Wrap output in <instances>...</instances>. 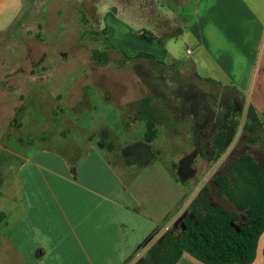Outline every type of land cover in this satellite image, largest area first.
Returning a JSON list of instances; mask_svg holds the SVG:
<instances>
[{"label": "rangeland", "instance_id": "374dc122", "mask_svg": "<svg viewBox=\"0 0 264 264\" xmlns=\"http://www.w3.org/2000/svg\"><path fill=\"white\" fill-rule=\"evenodd\" d=\"M99 30L93 2L24 0L19 19L0 35V76L6 64L24 68L6 70L14 73L12 83L19 95L0 102L5 110L20 107L18 117L10 113L3 118L0 109V195L3 190L11 193L6 210L13 206L10 198L23 209L17 214L21 219L13 211L6 227L7 239L24 262L9 245L4 248L0 238V256L5 254L0 264H32L36 249L45 246L25 208L17 177L18 165L38 152L64 158L77 168L80 182L119 200L123 182L117 171L115 178L105 167L107 153L98 141L115 144L111 150L119 153V163L135 176L132 190L143 184V190L138 189L142 216L132 222L145 229L152 225L144 219L145 208L159 222L165 214L164 237L183 230L191 202L205 187L211 204L234 208L215 185L231 163L250 156L264 170V126L257 143L244 131L251 105L247 96L199 79L187 61L172 65L127 61L105 37L94 34ZM94 50L108 52L110 61L96 63ZM136 148H141L139 157ZM249 222L241 214L239 225ZM3 227L0 223L1 235ZM161 238L162 232L136 263Z\"/></svg>", "mask_w": 264, "mask_h": 264}, {"label": "crops", "instance_id": "0c3cea01", "mask_svg": "<svg viewBox=\"0 0 264 264\" xmlns=\"http://www.w3.org/2000/svg\"><path fill=\"white\" fill-rule=\"evenodd\" d=\"M86 1L96 6L99 29L110 30L107 40L114 51L131 58L144 53L154 59H141L164 65L187 61L196 76L212 79L247 96L264 126V0ZM23 7L24 0H0V35L19 19ZM142 34L152 40L141 38ZM7 66L0 76V102L19 95L12 83L14 73L6 70L24 68ZM18 108L14 106L9 111L0 106L4 109L1 117L10 113L18 117ZM96 141L88 142L89 146ZM98 146L107 153V170L115 178L117 171L123 182L119 200L107 191L80 182L77 168L62 157L51 158L38 152L18 165L25 208L45 241V246L36 249L32 264H138L137 258L150 241L160 232L162 238L158 243L164 239L165 214L159 222L158 216H150L149 208L145 213V208L144 219L153 226L145 229L132 222L142 216L138 189L143 184L132 190L135 176L127 174L129 169L119 163V153L111 150L115 144L111 146L104 140L98 141ZM139 149L136 148V157L141 156ZM67 187L73 191L65 190ZM9 194L5 195L3 190L0 195V213L5 215L4 221H0L4 226L0 238L4 248L9 245L23 263L20 251L7 239L8 219L13 211H17V216L22 209L16 208L14 198H10L13 206L4 208ZM21 217L19 214L16 218ZM263 251L264 232L252 264H264ZM1 258L5 259L4 252L0 261ZM177 264L204 263L185 252Z\"/></svg>", "mask_w": 264, "mask_h": 264}, {"label": "trees", "instance_id": "16d2710c", "mask_svg": "<svg viewBox=\"0 0 264 264\" xmlns=\"http://www.w3.org/2000/svg\"><path fill=\"white\" fill-rule=\"evenodd\" d=\"M94 34L105 37L108 42L110 30H99ZM140 37L152 40L145 34ZM121 54L127 61L147 57L154 59L144 53L134 58ZM92 58L101 65L110 61L105 51L94 50ZM198 78L216 83L212 79ZM244 131L252 135V143H257L263 132V123L252 105L247 111ZM215 185L220 197L234 208L225 210L211 204L210 190L205 187L191 202L183 219V230L177 235L168 233L161 243L148 250L139 264H177L185 252L204 264H252L255 261L258 243L264 232L263 168L252 157L243 156L231 163L224 175L215 179ZM241 214L250 219L247 225H239ZM4 219L5 215L0 213V221Z\"/></svg>", "mask_w": 264, "mask_h": 264}, {"label": "built area", "instance_id": "2783aa9c", "mask_svg": "<svg viewBox=\"0 0 264 264\" xmlns=\"http://www.w3.org/2000/svg\"><path fill=\"white\" fill-rule=\"evenodd\" d=\"M188 52H190V51H188Z\"/></svg>", "mask_w": 264, "mask_h": 264}]
</instances>
